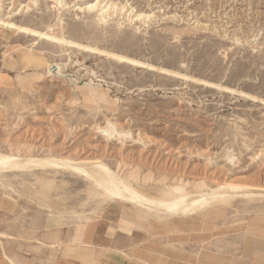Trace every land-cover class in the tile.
<instances>
[{
	"label": "rangeland",
	"instance_id": "1",
	"mask_svg": "<svg viewBox=\"0 0 264 264\" xmlns=\"http://www.w3.org/2000/svg\"><path fill=\"white\" fill-rule=\"evenodd\" d=\"M0 19L27 74L0 85V154L101 161L152 198L264 188V0H0ZM50 166L0 173V223L58 242L110 216L162 245L164 262L188 261L209 234L264 227L259 194L145 214Z\"/></svg>",
	"mask_w": 264,
	"mask_h": 264
},
{
	"label": "crops",
	"instance_id": "2",
	"mask_svg": "<svg viewBox=\"0 0 264 264\" xmlns=\"http://www.w3.org/2000/svg\"><path fill=\"white\" fill-rule=\"evenodd\" d=\"M14 37L0 28L2 88L27 78L20 62L8 55ZM10 224L9 228L8 223H0V264H190L191 259L193 264H264V227L209 234L197 254L186 255L188 261L172 257L164 262L162 245L142 243V231L122 230L110 216L75 222L61 232L58 242H52L45 229L35 233Z\"/></svg>",
	"mask_w": 264,
	"mask_h": 264
},
{
	"label": "bare ground",
	"instance_id": "3",
	"mask_svg": "<svg viewBox=\"0 0 264 264\" xmlns=\"http://www.w3.org/2000/svg\"><path fill=\"white\" fill-rule=\"evenodd\" d=\"M93 7V4L88 6L89 9ZM1 24H3V26L5 25L2 19H0V25ZM56 69L57 71H60L59 66H57ZM54 72H56V70ZM51 158H22V156L17 157L14 155L0 154V173L11 170L30 169V167L33 169L32 166L36 168L35 166L51 167L50 165H56L59 166V168L60 166L69 168L72 171L86 174L89 179H92L93 182H95V185L99 186L103 190V194L106 197H117L121 200L130 202L135 206H140L144 209L145 214L153 213L155 215L163 213L178 215L185 212L188 214V211L193 208L194 204L199 202L201 204L202 202L201 205H203V203L211 199L228 201L229 198L234 196L236 193L242 194L245 197L253 196L254 194H259L264 197V188H256L254 186L251 187L246 185H244L246 187H241L239 185L235 186L231 184L225 186L221 185V187L219 186L216 189L208 190L206 192L200 191L197 193L187 194L178 193L176 195H173L171 190H164L162 193L163 197L152 198L151 196L147 197L136 191L134 187L120 179L121 177L119 178L114 171L101 161L90 162L94 170L88 171L85 167L86 165L84 166V161H58ZM228 192H230V194L227 195Z\"/></svg>",
	"mask_w": 264,
	"mask_h": 264
}]
</instances>
